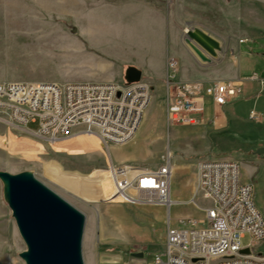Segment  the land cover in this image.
Returning a JSON list of instances; mask_svg holds the SVG:
<instances>
[{"label": "rangeland", "instance_id": "374dc122", "mask_svg": "<svg viewBox=\"0 0 264 264\" xmlns=\"http://www.w3.org/2000/svg\"><path fill=\"white\" fill-rule=\"evenodd\" d=\"M260 8L264 0H0V83L122 84L126 70L135 67L142 72L141 80L150 85L152 100L135 136L120 147L137 157L125 164L156 169L170 149V188L182 191L190 183L192 168H177L180 164L234 159L241 180L254 187L255 202L264 211V153L257 154L264 149V117L262 122L249 119L253 103L235 101L227 107L230 125L214 135L210 122L169 128L162 84L168 57L177 60L184 79L204 76L215 82L234 75L229 64L232 50L246 38L248 20L244 17L254 19ZM259 17L264 22V11ZM256 72L264 77V65ZM37 128V123L27 125L30 131ZM11 132L18 144H4L1 171L33 172L86 215V264H154L163 250L168 216L172 225L178 222V213L194 210L202 214V208L209 206L198 196L194 204L173 205L167 213L154 206L113 200L106 170L117 160L110 148L98 147L96 136L77 132L68 146ZM0 202V264H24L19 254L26 248L2 189ZM241 243L247 246L250 237L246 235Z\"/></svg>", "mask_w": 264, "mask_h": 264}, {"label": "built area", "instance_id": "2783aa9c", "mask_svg": "<svg viewBox=\"0 0 264 264\" xmlns=\"http://www.w3.org/2000/svg\"><path fill=\"white\" fill-rule=\"evenodd\" d=\"M243 42V41H241ZM178 62L166 61L164 102L166 126L199 127L205 124L207 106L225 107L243 96V85L232 81L181 82ZM264 91V78L249 79ZM152 100L151 87L139 82H7L0 83V124L24 136L54 144L76 128L94 135L103 148L129 143ZM262 115L249 112L260 122ZM37 123L36 131L27 129ZM156 169L109 163L112 199L137 206L170 209L172 154L168 149ZM197 179L193 199L199 196L203 221L180 220L174 227L168 217L163 250L154 264H264V214L255 202L254 187L241 180L234 159L201 160L195 164ZM248 235L251 243L242 246ZM248 250L247 254L242 253Z\"/></svg>", "mask_w": 264, "mask_h": 264}, {"label": "water", "instance_id": "95a60500", "mask_svg": "<svg viewBox=\"0 0 264 264\" xmlns=\"http://www.w3.org/2000/svg\"><path fill=\"white\" fill-rule=\"evenodd\" d=\"M141 78L142 72L135 67L125 72L127 84ZM262 153L264 149L257 151ZM0 183L3 201L26 248L19 254L24 264H86L85 214L31 171L11 174L0 170Z\"/></svg>", "mask_w": 264, "mask_h": 264}, {"label": "crops", "instance_id": "0c3cea01", "mask_svg": "<svg viewBox=\"0 0 264 264\" xmlns=\"http://www.w3.org/2000/svg\"><path fill=\"white\" fill-rule=\"evenodd\" d=\"M264 8H260V14L259 12H254L253 18H247L245 20L246 23L244 24V28L247 30L246 34L244 36L246 37L245 39H241L236 45L237 47L232 50V59H231V64L233 65V69L235 70L234 75L229 76L228 79H225L224 81H232L236 83H241L243 85V96L238 99L236 102L240 103H253V107L251 110H255L256 107H261V109L258 113L262 115V118L264 117V91H260V88L257 83L249 81V77L253 73H257L256 69L260 64L264 65V44L261 42H264V22L260 20L259 15L263 13ZM244 12V11H243ZM246 15V13L244 12ZM258 15V17H257ZM259 19L260 22H258ZM259 30V31H254V30ZM243 41V42H241ZM245 46V49H244ZM167 61V59H166ZM166 61L162 69V84L164 86V80L166 77ZM224 63V61L222 62ZM230 67V66H228ZM229 75V73H228ZM227 77V74H226ZM262 77V76H261ZM178 80L181 82H190V81H202L205 83H209L210 81H207L204 76H201L199 79L194 80H188L184 79L182 77V73L178 72L177 76ZM264 78V77H263ZM235 103V102H234ZM233 105V104H230ZM230 105H227L225 107H219V106H214L212 104H209L207 106L206 112H205V124L206 122H210L213 124L212 127V135L218 133V132H223L226 130L230 123L228 119V111L227 107ZM256 106V107H255ZM250 110V111H251ZM261 118V122L263 119ZM0 127L3 129V135L0 136L1 142H0V170H4L3 164L5 163V155L6 152L5 150H2L6 145L8 146H13L15 147L18 143L15 141V135L11 130L9 131L8 128L0 124ZM82 128H76L74 129L69 137L61 140V142H56V143H61V144H66L69 146L70 141L74 138L75 133L79 132L82 134ZM5 144V146H4ZM97 145L99 148H101V144L98 141ZM122 146H111L110 150H112L114 156L116 157V162H113L114 164H125L128 162L136 161L137 157L134 153H130L129 150H125ZM145 152H147V148H144ZM146 158V154L144 155ZM147 159V158H146ZM145 159V160H146ZM140 160V159H139ZM186 167H191V176H190V183L185 185L182 189V191L177 190V191H171L170 188V200L172 202L171 206L179 205V204H190L189 202L193 199L195 190H196V184H197V179H196V174H195V165H190V166H185L184 164H180L177 166V168L180 169H186ZM173 172V170H172ZM248 183V182H245ZM2 185L0 183V193H1ZM257 205V204H256ZM158 208L164 209L165 212L169 213L170 209L168 210L165 207L162 206H154ZM257 207L262 211V207L260 204L257 205ZM3 209V208H2ZM3 213H5V210L3 209ZM177 212V211H176ZM264 212V211H262ZM169 217V216H168ZM205 215L204 213L202 214H196L194 210H187L184 213H178L177 214V219L178 222H175L172 224L174 227H178L181 225L180 220H183L184 222L188 220L192 221H203ZM1 202H0V221H1ZM168 220V218H167ZM166 232V229H165ZM165 242V240H164ZM164 247V246H163Z\"/></svg>", "mask_w": 264, "mask_h": 264}, {"label": "bare ground", "instance_id": "6f19581e", "mask_svg": "<svg viewBox=\"0 0 264 264\" xmlns=\"http://www.w3.org/2000/svg\"><path fill=\"white\" fill-rule=\"evenodd\" d=\"M186 34H190V31L189 30H186L185 32ZM202 34V33H201ZM211 47V46H210ZM200 53V52H199Z\"/></svg>", "mask_w": 264, "mask_h": 264}]
</instances>
